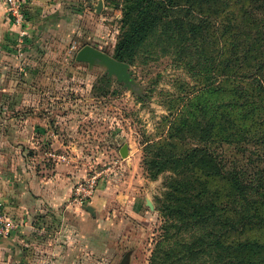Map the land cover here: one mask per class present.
Here are the masks:
<instances>
[{"label": "rangeland", "instance_id": "rangeland-1", "mask_svg": "<svg viewBox=\"0 0 264 264\" xmlns=\"http://www.w3.org/2000/svg\"><path fill=\"white\" fill-rule=\"evenodd\" d=\"M68 3L74 4L67 7L73 18L68 20L67 29L62 27L61 38L45 41L32 50L27 37L16 42L21 63L16 93L18 157L29 159L27 163L47 175L56 161L74 163L73 171L77 173L66 203L77 208L84 218L75 247L61 251V264L214 263L207 255L209 250L195 261L179 256L182 247L176 245L175 233L169 243L163 240L164 221L159 209L163 186L171 173L166 171L151 178L147 161L157 145L168 138L171 123L179 118V113L189 112L188 103L203 88L205 79L220 73L206 70L220 60L217 53L222 54L229 47L227 21L232 27L242 13V4L247 7L249 3L212 0L209 4L200 3L199 9L191 7L190 13L187 8L176 10L174 26L157 27L143 41L133 63H126L133 80L130 87L109 77L100 63L89 65L73 59L83 45L112 57L121 32L122 0ZM196 11L203 14L201 27ZM232 28L233 34H241L237 27ZM75 38L76 45L72 44ZM178 42L183 44L179 46ZM216 65L215 69L221 70ZM247 69L239 68L240 73H247ZM215 78L214 85L222 84V78ZM204 103L209 106L212 101L204 99ZM255 103L257 109L247 122L239 121L243 112H228L236 127L245 128L231 129L228 136L203 144L214 153L224 171L249 175L256 169L264 171V101ZM223 112L220 109L218 115ZM206 119L207 113L197 117L201 124ZM172 143L179 151L193 145L187 139ZM124 147L127 152L122 157L120 151ZM68 171L65 166L61 168L66 177H71L66 174ZM255 173L253 184H264V175ZM91 178H95L93 196L73 204L78 184ZM90 217L96 232L94 225L88 224L92 222L87 220ZM246 240L264 243V226L234 232L229 239ZM157 246L159 253L153 260Z\"/></svg>", "mask_w": 264, "mask_h": 264}, {"label": "trees", "instance_id": "trees-1", "mask_svg": "<svg viewBox=\"0 0 264 264\" xmlns=\"http://www.w3.org/2000/svg\"><path fill=\"white\" fill-rule=\"evenodd\" d=\"M211 1L122 0L121 32L112 58L132 64L143 41L157 27L174 26L172 18L176 10L187 8L190 13L191 7L199 9L200 3ZM245 1L249 5L242 4V13L232 25L242 31L243 37L237 32L232 33L228 20L225 30L231 36L229 47L222 54L218 52L216 58L220 56V60L214 61L206 70V73L220 71L215 75L222 78V84L214 85L216 76L205 79L203 88L188 103L189 112L179 113V118L171 123L168 138L157 145L147 161L151 178L166 171L171 173L164 183L159 209L164 221L163 240L169 243L175 233L176 245L182 247L179 256L192 261L209 250L211 253L207 255L214 259L211 264H264V243L229 241L234 232L264 226V184L259 181L253 184L255 172L260 177L264 171L256 169L251 175L224 171L214 153L203 146L215 138L228 136L231 129L245 128L243 125L236 127L228 112H243L239 121L244 123L257 109L255 102L261 104L264 101V0ZM199 12L196 11L197 22L201 27L203 14ZM76 39L72 44L76 45ZM182 44L178 42L179 46ZM78 46L79 43L76 49ZM216 63L221 70L215 69ZM244 66L248 68L247 73H240ZM204 99H211L212 104L208 106ZM220 109L224 112L218 115ZM206 113V121L199 123L198 115ZM186 139L193 144L189 149L179 151L172 143L173 140L182 143ZM158 253L157 246L153 260Z\"/></svg>", "mask_w": 264, "mask_h": 264}, {"label": "crops", "instance_id": "crops-1", "mask_svg": "<svg viewBox=\"0 0 264 264\" xmlns=\"http://www.w3.org/2000/svg\"><path fill=\"white\" fill-rule=\"evenodd\" d=\"M21 2L25 23L19 28L8 19L6 6L0 0V204L16 223L8 237L0 238V264H61V251L75 247L84 218L77 208L66 203L77 173L73 171L74 163L56 161L47 175L27 163L29 159L18 157L16 93L21 63L16 42L20 29L30 40V50L61 38L62 27L67 29L68 20L73 18L67 7L74 4L68 0ZM64 166L71 177L61 172ZM90 218L87 220L92 221ZM88 224L97 231L95 222Z\"/></svg>", "mask_w": 264, "mask_h": 264}, {"label": "built area", "instance_id": "built-area-1", "mask_svg": "<svg viewBox=\"0 0 264 264\" xmlns=\"http://www.w3.org/2000/svg\"><path fill=\"white\" fill-rule=\"evenodd\" d=\"M6 6L8 19L11 23L19 28L25 23V15L21 0H3ZM19 40L26 37L25 31L18 32ZM86 183L78 184L72 197L73 204H80L82 201L90 199L95 192V178L86 180ZM16 223L12 218L7 216L0 204V238L8 237L15 229Z\"/></svg>", "mask_w": 264, "mask_h": 264}, {"label": "water", "instance_id": "water-1", "mask_svg": "<svg viewBox=\"0 0 264 264\" xmlns=\"http://www.w3.org/2000/svg\"><path fill=\"white\" fill-rule=\"evenodd\" d=\"M74 60L78 63H85L89 65L95 62L100 63L105 67L106 73L109 77L114 76L117 82L124 83L127 87L133 85L131 73L128 71V65L126 63L118 62L111 56L90 45H84L81 49H79L75 54ZM126 152L127 150L124 147L120 151L121 156H125ZM86 210L93 214L90 208L87 207Z\"/></svg>", "mask_w": 264, "mask_h": 264}]
</instances>
